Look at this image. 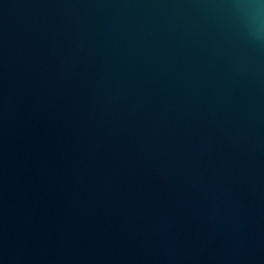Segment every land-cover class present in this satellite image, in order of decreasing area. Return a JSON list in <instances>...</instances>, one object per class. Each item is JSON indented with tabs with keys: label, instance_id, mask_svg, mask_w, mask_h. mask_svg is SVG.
I'll return each mask as SVG.
<instances>
[{
	"label": "water",
	"instance_id": "95a60500",
	"mask_svg": "<svg viewBox=\"0 0 264 264\" xmlns=\"http://www.w3.org/2000/svg\"><path fill=\"white\" fill-rule=\"evenodd\" d=\"M0 264H264V0H0Z\"/></svg>",
	"mask_w": 264,
	"mask_h": 264
}]
</instances>
